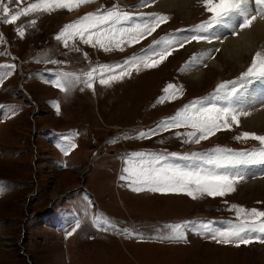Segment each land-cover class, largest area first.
<instances>
[{
  "label": "rangeland",
  "instance_id": "374dc122",
  "mask_svg": "<svg viewBox=\"0 0 264 264\" xmlns=\"http://www.w3.org/2000/svg\"><path fill=\"white\" fill-rule=\"evenodd\" d=\"M35 2L3 0L10 9L7 18ZM70 2L71 11L29 13L13 23L4 22L0 8V65L15 66L0 68V185L4 186L0 192V264H264V243H217L199 227L207 223L215 231L238 223L233 205L264 211V164L213 169L206 163L217 148L233 153L264 148L251 138L236 139L244 132L264 135V128L240 116L237 125L229 117L228 128L222 120L221 128L199 143H195L199 133L189 137L188 133L196 131L190 126L157 128L195 101L201 102L197 108L215 105L242 110L246 89L258 77L239 78L256 52H261L259 44L252 42L250 55L237 62L225 56L222 41L217 40L210 57L196 66L193 57L199 42L193 40L183 47L173 45L162 60L153 57V61L160 60L157 67L140 63L121 69L116 66L143 55L154 40L197 35L191 30L211 15L202 0L185 8H165L144 0H92L79 6L75 0ZM114 6L133 18L100 26L104 32L115 30L113 38L102 39L108 51L96 43L95 36L92 43L84 42L87 33L84 40L65 34L67 46L64 39L56 38L76 19L106 13ZM151 13L168 19L139 41L120 35L121 29L143 23ZM17 29H23L24 35ZM213 60L216 65H209ZM105 65L115 71L103 73L104 79L120 77L121 71L123 77L107 85L100 83V68ZM197 67L202 73L194 81L192 72ZM92 69H97L92 88L79 83L66 94L54 86L56 73H75L84 80ZM233 81L228 90L236 87L238 99L232 98L231 104L213 99L218 85ZM169 84L175 88L161 103ZM53 102L59 104V114ZM149 130L157 131L139 138V133ZM69 143L77 147L66 155L62 149ZM135 153L144 154L145 161L160 157L157 167L227 171L243 179L224 196L196 194L193 199L186 192H153L147 187L134 191L137 185L121 176L127 175L126 166L132 167L125 160ZM178 223L185 224L186 239L160 238Z\"/></svg>",
  "mask_w": 264,
  "mask_h": 264
},
{
  "label": "snow or ice",
  "instance_id": "6c2138e0",
  "mask_svg": "<svg viewBox=\"0 0 264 264\" xmlns=\"http://www.w3.org/2000/svg\"><path fill=\"white\" fill-rule=\"evenodd\" d=\"M16 2V0H13ZM92 0H75L77 6L81 3H90ZM143 2V0H142ZM254 5V8H253ZM202 6L204 10L211 15L208 19L202 21L196 25L191 31L197 33V35L185 36L183 40L176 38L173 35H166L161 37L159 40H154L149 49L144 50V54L140 56H134L130 60H126L124 65H118L123 69L127 65H139L142 63L146 68H154L158 66L160 60L166 58L170 54V50L173 45L183 47L184 43L191 42L193 40L199 42L206 40L209 43L213 39L219 40L220 37L216 35H206L210 30L217 27H232V21L239 20L237 27L240 29L248 28L251 26L252 21L256 19V15L264 17V0H202ZM0 8L4 13L6 19L5 23H13L20 16H26L29 13L34 12H50L54 9L66 8L69 11L72 10V2L70 0H37L35 3H31L27 8L22 11L16 12L10 15V9L7 4L0 0ZM255 12V15L253 14ZM133 17L128 12H120L118 8L114 6L113 10L107 11L106 13H88L80 20L68 24L62 30V32L56 37L57 39H64L65 34L68 38H72L79 35L80 39L84 40L85 34H88V38L84 40L86 43H92V37L95 36L96 43L100 44L105 51L109 49L102 43L103 38L111 39L115 36V30L104 32L100 29L101 25L107 23H119L122 21L131 20ZM167 16L158 13L149 14V18L145 19L143 23H138L127 29H121L120 35L128 36L136 41L144 38L146 35H151L162 23L166 22ZM35 24V20L31 21ZM100 29V31H93ZM20 36L24 35L23 29H17ZM182 31V30H181ZM204 33V34H202ZM233 34H236L235 32ZM65 45L67 46V39H64ZM119 43V41L117 42ZM159 46V48H158ZM218 51V49H217ZM153 57H160V60L153 61ZM196 57H193L195 62ZM52 63H56L52 61ZM13 69L14 65H0V68ZM97 69H92L86 73V79L81 80L80 76L75 73L59 72L56 73L54 86L58 87L60 91L66 94L77 84L83 83L88 88H92L93 73ZM115 69L110 66H101V80L102 84H109L113 79L122 78L124 72L121 71L120 77L109 76L108 79L103 78V73L114 72ZM253 77H264V54L256 52L253 57L251 66L244 72L240 80H246ZM228 83L235 84L236 82H225L217 86L216 95L213 99H224L231 104L232 98H237V89L232 87L228 90ZM175 86L172 84L167 85L163 91L166 94L165 97L160 98V102L163 103L168 98L169 90L174 89ZM220 93H224L220 96ZM174 95V93H172ZM200 101H195L190 105H186L183 109L178 110L173 117L161 121L157 126L158 129L168 130L173 127L190 126L196 129L195 132L188 133L189 137H197V133L200 135L195 139V143H199L203 139H207L209 134H214L216 130L221 128V121L223 120V127L228 128V118H231V122L239 125V116H246L249 113L244 111L237 112L232 107H200L197 108V104ZM56 107L57 114H59V104L53 102ZM3 107V106H0ZM157 130H149V132L139 133V138H146L156 133ZM75 135V133H73ZM253 139L264 145V135H257L255 133L244 132L242 136L236 137V139ZM67 139V138H66ZM75 143H69L67 148H63L64 154H68L71 149L76 148ZM175 155V154H173ZM144 154L135 153L132 154L131 158L125 160L126 165L131 162L132 167L126 166L123 172L127 175L121 176L122 180H130L134 187V191H141L144 187H147L149 191L163 192V191H174V192H186L193 199L197 198L196 194L207 195V196H224L226 192L234 191V184L239 180L243 179V176L239 173L219 172L212 169L205 170L199 168L196 170L182 169L174 166H162L157 167L156 165L160 162V157H155L153 160L145 161L143 159ZM189 157H184L188 159ZM193 158H198V154H193ZM206 163L213 166V169H228L234 168L241 164H264V148L259 151L251 153L239 152L233 153L231 150H225L217 148L215 155L207 158ZM4 191V186L0 185V192ZM236 209V215L238 223L233 224L231 227L226 229L212 230L209 224L201 223L200 228L205 233L209 234L212 239L216 240L217 243L230 244L235 243L236 246L240 244H249L254 240L264 243V211H258L257 209L246 210L243 207L233 205ZM194 223V222H187ZM171 229L170 234L160 237L161 239L169 240H184L185 224H175L169 226ZM259 235H255V234ZM198 234H201L198 232Z\"/></svg>",
  "mask_w": 264,
  "mask_h": 264
},
{
  "label": "bare ground",
  "instance_id": "6f19581e",
  "mask_svg": "<svg viewBox=\"0 0 264 264\" xmlns=\"http://www.w3.org/2000/svg\"><path fill=\"white\" fill-rule=\"evenodd\" d=\"M122 1L123 0H118V2ZM149 1H151L152 3H154L155 1L157 2L156 6L165 8H169L171 6L176 8H182L181 6H183L185 8V6H189L194 1L198 0H144V3ZM253 14L255 15V13ZM76 21L77 19L75 20V22ZM238 23L239 20L237 19L236 21H232V27H217L213 30H210V34L220 37L219 40L222 41L221 48L225 53V56H227V58L229 59H234L235 61L239 62V60L244 55H250L252 49H254L252 42H256V44H259L261 53L264 54V17L256 16V19L252 21L250 27L243 29L239 28V32H236V35L233 33L235 32V30H237ZM230 34H233V37ZM218 43L219 42H217L216 39H213L211 43L206 40L199 41L197 45L198 52L195 56V65L197 66L201 64V62H205L210 57L211 53L214 51ZM248 45H251V47H249ZM215 61H209V65H216ZM201 73L202 70L199 69V67L193 70L192 75H195V77H193L192 80L198 81L200 79ZM242 102V110L240 109L239 111H244L249 114L240 117L249 121V123H252L251 125H254L255 127L264 128V77H258L256 79V82L252 81L249 84ZM262 168H264V165L262 166Z\"/></svg>",
  "mask_w": 264,
  "mask_h": 264
}]
</instances>
